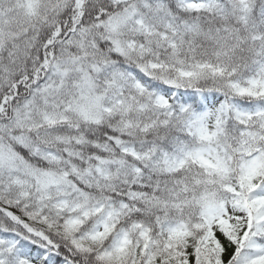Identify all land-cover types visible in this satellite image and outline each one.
Returning <instances> with one entry per match:
<instances>
[{"label":"snow or ice","instance_id":"snow-or-ice-1","mask_svg":"<svg viewBox=\"0 0 264 264\" xmlns=\"http://www.w3.org/2000/svg\"><path fill=\"white\" fill-rule=\"evenodd\" d=\"M0 264H264V0H0Z\"/></svg>","mask_w":264,"mask_h":264}]
</instances>
